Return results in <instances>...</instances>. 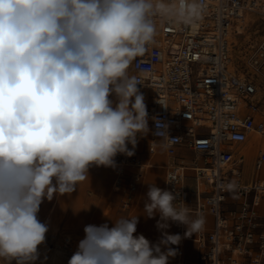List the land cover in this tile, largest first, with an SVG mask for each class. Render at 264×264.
<instances>
[{
  "label": "clouds",
  "instance_id": "obj_1",
  "mask_svg": "<svg viewBox=\"0 0 264 264\" xmlns=\"http://www.w3.org/2000/svg\"><path fill=\"white\" fill-rule=\"evenodd\" d=\"M207 11V0H0V264H35L49 231L42 203L71 196L90 168L135 155L152 130L130 68L158 24L194 25ZM152 119L153 135L167 138ZM140 215L159 216L155 243L136 234ZM140 215L86 225L68 264H169L173 246L206 223L155 183Z\"/></svg>",
  "mask_w": 264,
  "mask_h": 264
},
{
  "label": "built area",
  "instance_id": "obj_2",
  "mask_svg": "<svg viewBox=\"0 0 264 264\" xmlns=\"http://www.w3.org/2000/svg\"><path fill=\"white\" fill-rule=\"evenodd\" d=\"M262 4L264 0H207V13L194 25L158 24L155 42L132 65L133 74L142 76L140 91H153L147 105L151 150L160 141L169 156L186 147L203 160L166 169L165 181L171 183L165 182L164 189L177 192L187 204L188 171L208 186L192 210L193 218L200 214L206 221L196 235L198 257L182 264H264V183L244 180L245 155L235 149L253 131L264 137V40L244 61L234 59L237 45L230 39L242 37L236 28L245 11ZM152 117L168 125L167 138L153 135ZM134 159L116 157L117 188L123 184V165ZM253 167L257 172L264 167V144ZM136 191L137 185L129 183L124 208L132 206ZM171 227L180 235L185 232L183 225Z\"/></svg>",
  "mask_w": 264,
  "mask_h": 264
},
{
  "label": "rangeland",
  "instance_id": "obj_3",
  "mask_svg": "<svg viewBox=\"0 0 264 264\" xmlns=\"http://www.w3.org/2000/svg\"><path fill=\"white\" fill-rule=\"evenodd\" d=\"M255 29L259 30V34H264V19L262 16L249 30L255 31ZM151 140L150 131L147 137L141 138L138 141L133 162L140 161L143 163L146 161L147 153H151ZM141 143L143 145L142 147ZM129 147L131 148L130 145ZM185 153L187 154V152ZM158 158L161 160L160 156ZM101 168L104 167L94 166L90 168V177L81 182L77 187V191L72 193L71 196L57 197L51 202L44 201V203H42L39 219L41 222L48 223L49 231L46 234L45 244L38 248L40 256L49 257L51 254H54L57 249L61 248L64 249L67 260H69L76 251L79 241L85 236L84 227L86 225L92 224L99 226L103 223H108L109 226H111V220L115 221L121 217L127 218L142 214L144 198L147 192V184H144L145 175L148 170L141 169L138 166H125L124 170H126L128 174L125 178L127 185H125V188H122L119 193H113L115 183L113 187H111L112 179H108L112 177L113 171L111 168ZM249 168L250 170L247 173H245L244 170L243 178L245 181L251 180L255 174L253 164L249 165ZM148 172L150 183H156L158 176L151 177V171L149 170ZM190 176L193 177V174ZM135 180H137L135 182L137 185L135 201L130 208H124L123 201L126 198V191L128 192L126 189H128V184ZM157 186L159 187L160 185ZM191 204L194 205V203ZM158 219L159 216L154 219H147L143 215H140L136 234H143L149 241L155 243L160 237V232L156 228V221ZM207 220L208 225L211 227L213 225L212 217L208 216ZM68 234L71 237V245L73 244L76 249L70 248L71 246L66 241V236ZM181 236L183 237V235ZM173 247L177 248V255L172 259L179 260L178 264H182L184 261H191L190 259L194 256V253H192L190 249L193 250L195 245L191 242H186L184 238L181 240L179 246Z\"/></svg>",
  "mask_w": 264,
  "mask_h": 264
},
{
  "label": "bare ground",
  "instance_id": "obj_4",
  "mask_svg": "<svg viewBox=\"0 0 264 264\" xmlns=\"http://www.w3.org/2000/svg\"><path fill=\"white\" fill-rule=\"evenodd\" d=\"M260 8H255L254 10H246L244 13V17L239 20V24L236 28L238 31L237 33H242V37H238L236 35H233L230 39L235 42L237 45L236 48H233V57L234 59L241 58L244 61H249V58L255 48L262 43L264 40V34H259V30L255 29V31H250L249 29L254 25L256 21H258L261 16L264 19V4L261 5ZM130 74H133L132 67L130 68ZM262 76V75H261ZM145 96V102L148 105L150 101V96L153 94V91L151 88H146L144 91H141ZM261 95L264 96V89L261 92ZM263 98V97H262ZM264 99V98H263ZM262 108L264 109V100L262 101ZM142 141V140H141ZM154 144L156 142H153ZM264 144V137L261 136L259 132L253 131L247 138L245 142L235 147V149L238 150L239 153L245 155V173H247L250 168L249 165L253 164L258 153L260 146ZM140 145V144H139ZM141 143V147H142ZM157 149H153V152L155 153ZM158 154H150L147 153V159L145 162L136 161L133 162V160H129L126 164L123 165V169L125 166H138L141 169H152L154 172H157L159 169L164 168L166 165H168L169 159L172 158V156H169L167 158L166 163H161L160 159L158 158ZM198 159L202 162V158L198 157ZM184 164L188 167H193L194 164L191 162L190 159H180ZM133 162V163H132ZM254 168V167H253ZM255 170V169H254ZM252 171V169H251ZM189 177V178H188ZM185 177V184L191 189L193 185L197 188L198 192L200 193V200L203 199L202 193L208 188L206 181L204 178H202L199 175H196L193 173V177L191 176ZM261 179V183L264 182V167L261 171L257 172L255 170L254 176L252 179ZM119 180V177L117 178V181ZM131 181L133 186H136V182ZM250 181V180H249ZM118 189V190H117ZM122 186L120 188H117V185L115 184L113 193L117 191H121ZM210 217V216H209ZM169 233H177L171 226L167 230ZM67 241H71V237L68 234L66 236ZM70 248H75L72 244ZM76 249V248H75ZM77 250V249H76ZM75 251V250H74ZM179 260H173L172 258L169 261V264H178ZM15 264V262H13ZM35 264H68L67 256L64 252V249H57V251L54 254H51L49 257L40 256L35 262Z\"/></svg>",
  "mask_w": 264,
  "mask_h": 264
},
{
  "label": "crops",
  "instance_id": "obj_5",
  "mask_svg": "<svg viewBox=\"0 0 264 264\" xmlns=\"http://www.w3.org/2000/svg\"><path fill=\"white\" fill-rule=\"evenodd\" d=\"M155 149H157V150L154 153L151 150V148H150V150H151V153L150 154H158L161 157L160 162L165 164L166 161H167V158L169 157V155L166 154L165 148L163 147V145H162V143L160 141H157L156 142ZM185 152H187V154ZM180 159H190L191 162L193 163L195 159H198V156H197V154L193 150H190V149H188L186 147H179L177 149L176 156L175 157H172L171 159H169L168 165H166L164 168H161V170L159 169L157 172H154L152 169H149L151 171V173H150L151 177H157L158 176L157 182L155 183L156 185H160L159 187L162 188V189H164L165 184H166L165 183V177H166V169H167V167H169V166H171L173 164L180 163L181 162ZM198 163L200 164L201 161L199 160ZM101 169H106V168L104 167V168H101ZM101 169H98V170H101ZM111 169L113 171V175H112L111 178H108V179H112V186L111 187H113L114 182H116L117 178L119 177V168H118V166H116L115 169H113V168H111ZM148 171H146L145 183L144 184H151L150 183V179H149V172ZM187 174H188V176H190V175L193 174V172L192 171H188ZM127 175H128L127 174V171L125 170L124 171V175H123V179H122L123 180L122 188H125V185H127V181L125 179ZM186 187L190 191V202H189V206H190V208L192 210H194L197 207V203H199L198 201L200 200V193L198 192L197 188L194 185H193V187L191 189L187 185H186ZM126 190H128V189H126ZM114 193H119V191L114 192ZM126 193H127V191H126ZM203 193H202V196L204 197L205 194H203ZM192 200H193V202H192ZM191 203H194V205H192ZM196 235L197 234H195V235H193V236H191L189 238H184L186 240V242H191V243H193L195 245V248L193 250L190 249V251H192V253H194L193 258L190 259V260H195L196 257H198L197 256V254H198V248H197V241H196L197 238H196Z\"/></svg>",
  "mask_w": 264,
  "mask_h": 264
}]
</instances>
